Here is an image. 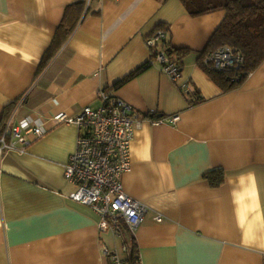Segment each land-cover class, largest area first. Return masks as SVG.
I'll use <instances>...</instances> for the list:
<instances>
[{
  "label": "crops",
  "instance_id": "0c3cea01",
  "mask_svg": "<svg viewBox=\"0 0 264 264\" xmlns=\"http://www.w3.org/2000/svg\"><path fill=\"white\" fill-rule=\"evenodd\" d=\"M74 3L78 22L43 64ZM225 15L181 0H0V134L26 117L46 128L0 155V264H110L103 250L125 260L131 235L141 264H264V60L223 91L199 59ZM161 28L183 56L177 80L151 61L146 38ZM102 90L143 118L121 183L148 211L122 236L69 197L78 128L52 118L97 109ZM214 169L219 186L204 176Z\"/></svg>",
  "mask_w": 264,
  "mask_h": 264
},
{
  "label": "built area",
  "instance_id": "2783aa9c",
  "mask_svg": "<svg viewBox=\"0 0 264 264\" xmlns=\"http://www.w3.org/2000/svg\"><path fill=\"white\" fill-rule=\"evenodd\" d=\"M167 37L166 29H157L146 38V44L155 53L152 63L177 80L180 68L163 48ZM203 62L217 70L238 69L243 56L231 46L223 45L209 53ZM184 87L191 92L188 84ZM100 96L102 104L97 109L86 106L77 116L58 112L52 118L60 123L75 124L78 128L75 150L64 165V177L74 185L69 197L88 205L98 214L100 232L115 231L118 234L121 222L133 231L148 211L144 203L125 193L121 183L122 175L131 169V143L143 118L113 94L102 90ZM178 119L179 116L174 115L169 120L176 122ZM45 131L41 120L28 117L17 123H7L0 134V155L6 151L25 152L31 141ZM156 221L161 222L162 217L156 216ZM123 250L127 251L126 246ZM103 254L109 257L110 264H126L113 250L104 249ZM137 264H141L139 256Z\"/></svg>",
  "mask_w": 264,
  "mask_h": 264
},
{
  "label": "trees",
  "instance_id": "16d2710c",
  "mask_svg": "<svg viewBox=\"0 0 264 264\" xmlns=\"http://www.w3.org/2000/svg\"><path fill=\"white\" fill-rule=\"evenodd\" d=\"M187 11L193 15H203L209 12L224 10L226 15L218 29L212 35L208 49L199 55L203 69L221 87L228 91L238 87L244 79L264 60V0H181ZM82 6L74 3L65 8L63 18L59 24L55 38L45 53L43 64L51 60L58 48L59 38L67 37L75 23L78 22ZM229 45L238 50L243 56V63L238 69L217 70L203 62V59L220 46ZM165 53L182 68L183 56L175 51L169 42L163 44ZM183 52V51H182ZM153 56L155 53L153 52ZM44 66V65H43ZM205 178L212 186H219L224 179L219 169L205 173ZM123 225L118 233L122 236ZM127 249L126 264H137L138 251L134 238L123 240Z\"/></svg>",
  "mask_w": 264,
  "mask_h": 264
}]
</instances>
